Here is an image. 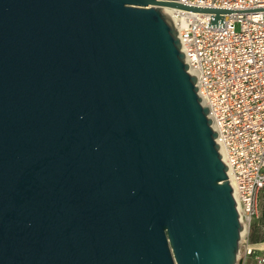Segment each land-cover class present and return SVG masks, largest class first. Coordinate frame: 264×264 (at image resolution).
<instances>
[{
	"label": "water",
	"instance_id": "water-1",
	"mask_svg": "<svg viewBox=\"0 0 264 264\" xmlns=\"http://www.w3.org/2000/svg\"><path fill=\"white\" fill-rule=\"evenodd\" d=\"M178 0H0V264H242Z\"/></svg>",
	"mask_w": 264,
	"mask_h": 264
},
{
	"label": "built area",
	"instance_id": "built-area-1",
	"mask_svg": "<svg viewBox=\"0 0 264 264\" xmlns=\"http://www.w3.org/2000/svg\"><path fill=\"white\" fill-rule=\"evenodd\" d=\"M214 12L170 11L222 153L239 221L242 264H264V0H178ZM190 73V72H189ZM262 193L260 194V192ZM255 229L258 240H250Z\"/></svg>",
	"mask_w": 264,
	"mask_h": 264
},
{
	"label": "rangeland",
	"instance_id": "rangeland-1",
	"mask_svg": "<svg viewBox=\"0 0 264 264\" xmlns=\"http://www.w3.org/2000/svg\"><path fill=\"white\" fill-rule=\"evenodd\" d=\"M262 193V191L260 192V194ZM241 248H239V253H238V259H241L242 261H243V256H241ZM246 259L247 260H245L246 261V264H250V259H251V257H246ZM252 264H255L254 262H252Z\"/></svg>",
	"mask_w": 264,
	"mask_h": 264
},
{
	"label": "crops",
	"instance_id": "crops-1",
	"mask_svg": "<svg viewBox=\"0 0 264 264\" xmlns=\"http://www.w3.org/2000/svg\"><path fill=\"white\" fill-rule=\"evenodd\" d=\"M251 236L255 237V240H254V241H257V240L259 239L258 236H257V234H256V232H255V229L252 230V232H251ZM251 236H250V238H251ZM254 241H252V242H254ZM245 260H247V259H245ZM252 262H254V261H253V259L251 258V259H250V264H252ZM254 263H255V262H254ZM245 264H246V261H245Z\"/></svg>",
	"mask_w": 264,
	"mask_h": 264
},
{
	"label": "bare ground",
	"instance_id": "bare-ground-1",
	"mask_svg": "<svg viewBox=\"0 0 264 264\" xmlns=\"http://www.w3.org/2000/svg\"><path fill=\"white\" fill-rule=\"evenodd\" d=\"M189 72L191 73V74H193V71L192 70H189ZM212 128L214 129V126L212 125ZM220 155L222 156V153H221V149H220ZM241 248V247H240ZM241 251H242V248H241Z\"/></svg>",
	"mask_w": 264,
	"mask_h": 264
},
{
	"label": "trees",
	"instance_id": "trees-1",
	"mask_svg": "<svg viewBox=\"0 0 264 264\" xmlns=\"http://www.w3.org/2000/svg\"><path fill=\"white\" fill-rule=\"evenodd\" d=\"M250 240L251 241H254L255 240V237L251 236Z\"/></svg>",
	"mask_w": 264,
	"mask_h": 264
}]
</instances>
